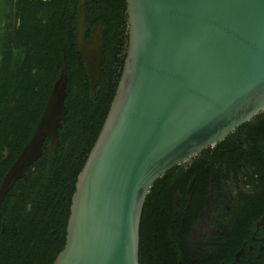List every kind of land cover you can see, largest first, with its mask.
<instances>
[{
	"label": "water",
	"instance_id": "95a60500",
	"mask_svg": "<svg viewBox=\"0 0 264 264\" xmlns=\"http://www.w3.org/2000/svg\"><path fill=\"white\" fill-rule=\"evenodd\" d=\"M124 1L121 73L77 174L64 245L51 264H139L141 215L154 182L264 111V0ZM78 4L74 44L94 96L104 29L97 23L87 39L84 0ZM66 83L63 64L2 179L0 209L43 141L56 148Z\"/></svg>",
	"mask_w": 264,
	"mask_h": 264
},
{
	"label": "trees",
	"instance_id": "16d2710c",
	"mask_svg": "<svg viewBox=\"0 0 264 264\" xmlns=\"http://www.w3.org/2000/svg\"><path fill=\"white\" fill-rule=\"evenodd\" d=\"M0 6V184L29 141L66 64L57 146L42 153L1 202L0 264H51L65 241L77 174L103 124L125 56L124 0H84L85 21L104 29L94 96L74 44L78 0H3ZM257 120H264V112ZM264 132V131H262ZM7 151V156L4 151ZM148 193L140 225L149 212ZM4 224V227H2ZM141 226L139 228L140 233Z\"/></svg>",
	"mask_w": 264,
	"mask_h": 264
},
{
	"label": "flooded vegetation",
	"instance_id": "af4514ba",
	"mask_svg": "<svg viewBox=\"0 0 264 264\" xmlns=\"http://www.w3.org/2000/svg\"><path fill=\"white\" fill-rule=\"evenodd\" d=\"M258 115L154 182L140 225L139 264H264Z\"/></svg>",
	"mask_w": 264,
	"mask_h": 264
}]
</instances>
